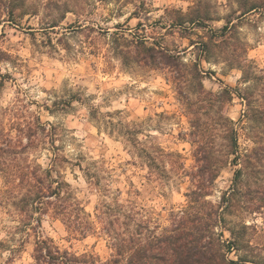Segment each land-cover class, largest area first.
<instances>
[{
	"label": "rangeland",
	"instance_id": "rangeland-1",
	"mask_svg": "<svg viewBox=\"0 0 264 264\" xmlns=\"http://www.w3.org/2000/svg\"><path fill=\"white\" fill-rule=\"evenodd\" d=\"M28 1L29 14L18 20L11 21L0 8V147L8 144L21 151L33 130L44 141L34 142L16 164L24 166L27 159L51 168L54 177L71 185L91 219L102 200H119L135 204L152 225H170L171 209L186 204V192L193 186L188 175L196 165L190 116L169 71L137 63L127 40L143 38L147 45L180 54L185 62L200 56L208 90L230 86L244 92L252 83L243 82L237 67L240 48L232 54L233 45L228 53L215 47L208 62L207 54L192 44L207 40L224 19L197 27L173 25L198 0ZM201 1L220 17L236 7L230 0ZM65 8L70 11L64 14ZM53 20L59 25L49 28ZM239 25L229 38L232 43L236 38L247 42L245 55L260 73L264 16L247 15ZM245 109V101L234 95L226 111L238 122ZM213 116L211 112L208 118ZM249 123L238 122L241 151L254 146ZM160 149L175 155L160 156ZM154 156L159 157L155 163ZM234 168L221 170L210 200L217 203L229 189ZM5 185L0 171V264H32L38 239H50L77 254L93 253L103 263L112 260L101 224L80 237L51 214L35 213L37 222L12 205L14 197L3 196ZM244 220L256 226L250 229L252 244L262 246L264 212L247 214ZM224 235L230 238L228 231ZM238 254L234 250L230 257L237 259Z\"/></svg>",
	"mask_w": 264,
	"mask_h": 264
},
{
	"label": "trees",
	"instance_id": "trees-1",
	"mask_svg": "<svg viewBox=\"0 0 264 264\" xmlns=\"http://www.w3.org/2000/svg\"><path fill=\"white\" fill-rule=\"evenodd\" d=\"M230 1L236 6L234 14L220 17L213 14L208 3L198 0L189 12L178 15L173 25L183 27L188 23L197 27L224 19V25L207 36V40L192 44L207 54L204 59L208 62L215 47L228 53L233 45L232 54L240 48L237 67L243 72V82L252 83L244 92L230 86L219 91L208 90L203 83L200 56L185 62L180 54L147 45L143 38L127 40L128 46L133 47L131 52L137 63L169 71L179 99L190 116V140L196 165L188 175L193 186L186 192V204L171 209L170 225H152L135 204L127 205L119 200L113 204L102 200L97 208L99 213L91 219L71 185L54 177L51 168H43L27 159L24 166L16 164L21 154L34 147V142L44 141L33 130L29 131L21 151L11 150L8 144L0 147L5 153L0 157L7 155L0 160V171L6 181L3 196L14 197L12 205L15 208L37 222L40 219L35 218V213L58 217L71 233L80 237L96 232V225L101 224L113 250L112 260L103 263L93 253L77 254L61 249L50 239H38L32 264H264V244L256 246L251 242L250 229L255 230L256 226L244 220L247 214L264 212V70L255 71L257 65L245 55L247 42L236 38L232 43L229 38L247 15L264 16V0ZM28 2L0 0V8H5L10 20L14 21L29 14ZM68 11L65 8L64 14ZM47 24L49 28L59 25L58 20ZM234 95L244 100L246 106L238 122L249 121L254 134L251 135L254 146L245 151L240 150L238 122L226 111ZM211 112L214 116L208 118ZM260 127L263 129H258ZM42 131H45L44 124ZM160 150V156L175 155ZM158 158L154 156L153 163ZM227 165L235 167L232 184L215 203L208 196ZM231 216L238 218L237 221ZM225 231L230 238L225 237ZM234 250L239 252L237 259L230 257Z\"/></svg>",
	"mask_w": 264,
	"mask_h": 264
}]
</instances>
